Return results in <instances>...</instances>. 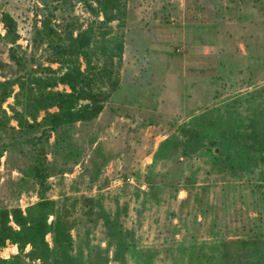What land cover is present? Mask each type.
<instances>
[{
    "label": "rangeland",
    "instance_id": "1",
    "mask_svg": "<svg viewBox=\"0 0 264 264\" xmlns=\"http://www.w3.org/2000/svg\"><path fill=\"white\" fill-rule=\"evenodd\" d=\"M3 12L17 36L6 41L0 19V82L62 73L44 29L67 41L94 18L80 0H0ZM123 21L110 22L108 34L121 35L120 56L108 58L90 42L87 72L104 93L97 117L51 131L43 110L33 121L13 107L17 85L0 102V208L26 212L53 199L72 237L60 247L47 233L45 260L30 258L29 245L20 253L8 242L0 257L186 264L177 244L202 245L214 257L213 244L244 238L260 242L264 258V162L228 168L224 138L264 129V0H125ZM240 258L244 264L248 257Z\"/></svg>",
    "mask_w": 264,
    "mask_h": 264
},
{
    "label": "trees",
    "instance_id": "2",
    "mask_svg": "<svg viewBox=\"0 0 264 264\" xmlns=\"http://www.w3.org/2000/svg\"><path fill=\"white\" fill-rule=\"evenodd\" d=\"M87 9L93 13L94 18L85 29L79 30L75 36L69 35L68 40L62 37L52 36V29L46 27L44 32L49 35L48 44L55 60L64 71L49 76H30L25 80L14 78L0 82V102H3L12 93V86L18 87L14 93V106L21 105L27 115L33 121L39 111L43 110L42 124L51 131L60 127L71 125L76 121H88L99 114L102 109L101 99L104 93L95 91L92 87V79L88 74L90 58V42L98 41L102 55L108 58L120 56L122 50L121 35L108 36L110 33L109 23L116 20L118 26L124 24V1L125 0H94L95 5L89 0H80ZM101 19H98L99 16ZM5 27L4 39L9 42L16 40V22L7 12L0 17ZM56 41V42H55ZM17 47V46H16ZM16 47H9L8 56L19 67H23L21 56L15 51ZM85 59L87 68L81 69L78 60L79 56ZM3 63L0 62V66ZM89 65V66H88ZM89 67V68H88ZM105 67V66H104ZM102 67V69H104ZM57 84L66 85L69 91L55 89ZM100 92V93H99ZM88 100L86 103H79L80 100ZM55 107V111H48ZM3 116H9L2 110ZM16 112L13 116L21 123V116ZM255 118V117H254ZM207 124H211L210 122ZM260 128V127H259ZM228 155L231 160L227 167L230 169L250 168L257 160L264 162V129L250 130L249 133L237 132L224 135ZM251 141V142H249ZM231 150V151H229ZM257 152L256 155L252 154ZM90 205L94 201L87 198ZM96 204H99L98 201ZM34 209V210H32ZM54 219L48 222V215ZM12 222L14 226L10 223ZM51 233L53 243L57 246H70L72 237L69 232L67 221L59 212V207L53 199L41 198L34 205L27 207L23 212L19 207L12 209L0 208V245L10 243L16 245L20 253L24 252L26 245L30 250L26 253L32 259L45 260L51 253V248L45 239V235ZM202 245H178V256L182 261L188 259L186 264H243L242 255L247 256L244 264H263V247L256 240L250 241L244 238L229 239L222 244H213L212 251L216 254L210 256L208 251H203ZM173 253L172 248H167ZM136 254H138L136 252ZM185 257V258H184ZM195 260V261H194ZM149 264L148 261H146ZM176 262V263H174ZM177 264V260H173ZM0 264H24L18 255L5 259L0 257Z\"/></svg>",
    "mask_w": 264,
    "mask_h": 264
}]
</instances>
